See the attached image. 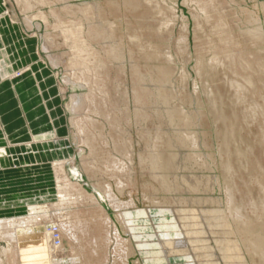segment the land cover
<instances>
[{
	"label": "rangeland",
	"instance_id": "obj_1",
	"mask_svg": "<svg viewBox=\"0 0 264 264\" xmlns=\"http://www.w3.org/2000/svg\"><path fill=\"white\" fill-rule=\"evenodd\" d=\"M4 3L7 10L1 11V17L8 11L20 33L36 39L37 61L47 67L64 94L67 125L61 136L68 159L58 171L59 185L72 183L74 195L87 197L71 208L70 231L61 223L66 211L53 208V218L45 226L59 251L49 256V264H123L128 251V264H160L151 260L157 238L149 235L157 234L155 226L165 216L178 224L179 211L187 217L194 211L206 215L202 219L199 214V221L203 220L207 233L198 235L207 236L206 248L194 255L182 236H176L177 246L184 245L181 253L172 254L164 246V262L187 264L190 259L185 255L191 254V263L200 264L195 256L218 252V241L226 236L219 235L214 223L216 213L220 219L228 214L231 218L224 185L232 189L233 202L242 206L245 216L262 219L251 228L260 226L264 235V208L258 205L264 199V0ZM77 28L88 36L97 60L90 64L87 82L78 77L83 65L76 59L75 39L65 36ZM3 48L7 53V45ZM17 64L10 60L13 70ZM81 124L84 133L78 129ZM193 134L196 145L188 140ZM26 147L32 151L31 143ZM57 157L52 156V175H57L53 168ZM227 163L230 173L225 170ZM54 177L50 199L36 196L28 204L11 202V211L22 214L4 213L0 219L23 217L32 204L57 203ZM108 186L118 199L134 201L123 211L134 216L139 210L146 212L133 219L139 227L136 233L144 236L141 240L123 226L121 209H114L106 197ZM171 187L174 191H169ZM112 221L120 236L114 233ZM40 241L46 243L44 237ZM5 243L0 241L2 246ZM18 251L15 247L9 255L10 264H42L36 251L24 255ZM254 260L259 261L256 256Z\"/></svg>",
	"mask_w": 264,
	"mask_h": 264
},
{
	"label": "bare ground",
	"instance_id": "obj_2",
	"mask_svg": "<svg viewBox=\"0 0 264 264\" xmlns=\"http://www.w3.org/2000/svg\"><path fill=\"white\" fill-rule=\"evenodd\" d=\"M83 33H84V31L82 28H77L75 30V32H70V33H69V31H68V33L66 32L65 36L67 37V40L68 39L71 40V38L75 39L76 45L74 46V48H75L76 59H80L81 65H83L82 66L83 70L81 71L80 76H78V77H80L79 80L87 82L86 73H88L90 71V64L96 62L97 60H95L96 55H94L95 53L92 51V49L90 48V45L88 44V42L86 40V39H88V36H86V38H85ZM89 37L92 38L93 34L92 33H91V35L89 34ZM76 59L72 60V64H71L72 66L76 65ZM101 61L102 60L99 59L98 63L100 62L101 64H103L102 63L103 61L102 62ZM91 71H92V69H91ZM96 74H98V73H96ZM13 76H14V73H13ZM96 76H98V75H96ZM98 88H100V87H98ZM93 89H96V88H93ZM100 93H102L101 90H100ZM105 94L106 93H104L103 95L105 96ZM92 100H93V98L91 99V101ZM77 126H78L79 131L84 133V129H83L82 124L77 125ZM49 137H50L49 134L44 133L42 135V137L37 138L35 140V142L44 143V144L46 143V145H48L49 147H52L56 143V141H54L53 139H51ZM51 140H53V141H51ZM188 140H191V142L194 145L197 144L196 143L197 138H196V135H194V134L189 136ZM83 143L89 145L88 138H84ZM3 155H6V151L3 148H1L0 149V157H3ZM67 159L68 158L65 157V154H63L62 157L58 156L57 158H55L53 160L54 161L53 162V168L55 169V171L57 173V175H53V176H55L54 178L56 180L55 181L56 193H57V197H58L57 203L53 204V202H52L50 204H41V205L32 204L31 206H29L26 215L23 217H17V218H12V219H0V241L6 242L5 243L6 246H2L0 244V264H10L8 257H9V255H11L13 253V250L15 247L17 249H19L18 253L19 254L23 253V255H24V253H27L28 250H30V249L32 251H36L37 254H40L39 260L41 261L43 259L42 264H49L50 263L49 262V256H51V255L53 256L56 252L59 251V249H57L55 246L53 247V244L51 242V231L49 232L45 226L47 224V221L49 222L53 218V215H52L53 212H55L57 210H59V211L65 210L66 211V219H63L61 221V223L63 222L62 224H65L64 227H68L67 229L70 231L71 230V224L70 223L72 220L71 212H70L71 208L75 204V201H76V203H78V202H81L84 198H87L85 194L80 195V196L74 195L76 193H73L74 185L72 183H68L63 187H61L59 185L58 171L63 169L64 160H67ZM153 159H155V160L157 159L159 162L161 161L160 157L158 158L157 154L153 155ZM130 161L131 160H129V162ZM227 164L228 165L225 166V170L229 171V173H230L231 167L229 166V163H227ZM160 165H161V163H160ZM194 180H196V178H194ZM196 182H198V180ZM110 187L111 186H108L107 188H105L106 197L111 203H113L114 209H121V212L119 211L120 212L119 217H121L123 226L125 228L129 229L137 239L144 237L143 235L136 233V231H137V229H139V227L136 226V224H134L133 219H134V217H138L140 215H145L146 212L143 210H139V211H137L139 214L138 215L136 214L134 216L132 212L123 211L124 209L131 207L134 204V201L130 199V201L124 202L121 199H118ZM224 187H225V193H226V206L230 212L231 218L229 217L230 219H227V217L229 215L228 214V215H226L227 217L225 216L226 219L221 218V219H225L226 221L220 222L221 219L219 216H221V215L220 214L217 215L218 213H216V215L214 216V219H216V221L214 223L217 225V228H220V230H221V232L218 231L219 235H220V233H223V235H226V236L223 237L222 240L218 241L219 242L217 245V248L219 249V250L217 249L218 252H216L215 250H213V253L205 251L203 255L202 254L196 255L195 257L197 258L196 259L197 262L200 264H264V235H263V232H261L262 228L260 226H257V229L254 228V230L251 228L255 225L256 221L260 222V221H262V219H259L258 216H256L255 217L256 219L253 220L250 217L245 216V214L242 212V206L235 204L233 202L232 189L229 188L228 186L226 187L225 185H224ZM172 188H174V187H171L169 189V191H171V190L174 191V189H172ZM77 194H82V193L80 191H77ZM108 200H107V202H108ZM180 205H182V204H180ZM258 205L261 206L263 209L264 208V199L259 200ZM252 206L254 209L253 211L255 212L256 211L255 209H257L255 203H252ZM51 208H52V210H51ZM53 208H56L55 211ZM170 211H171V215H173L174 212L171 209L169 210V212ZM177 211H179V210H177ZM104 212H103V214L106 215V213H104ZM178 214H179V216L177 218L179 219V217H180V220H181V221L179 220V222H177L178 224H176V222H174V219L169 220L165 216L163 218V220L161 221V219H160L159 220L160 222L158 224H156V226H155L158 236H157V234L149 235L150 238H155V237L157 238L156 239L157 242H155L153 244V245L157 246V251L151 257L152 261H157L160 264H162V263L167 264L168 263V262H164V261H167V257L164 254V250H163L164 246L169 248V249L171 248V250H169V251L172 254L173 253H175V254L181 253L180 247L184 246V245L177 246L180 244H179L178 240H175L176 236H179V237L182 236V238L185 240V244L191 247L190 250L193 251L194 255H195L197 249L206 248L205 246H206V243L208 241L207 236H205V237L199 236L198 237V235H200V234L203 235V234L207 233V231L204 229L205 227L202 225L203 223H201L203 220L199 221V216L201 214L199 213L200 214L199 215L198 212L194 211L193 212L194 215H192V216L190 215V217H187L185 214H181V211H179L177 214L175 213V215H178ZM202 215H201V218H202ZM101 216H103V215H101ZM203 216L206 217V215H203ZM102 218H104V217H102ZM211 222H212V220H211ZM111 223L112 224H110V225H112L114 233L117 236H120V233H119L120 230L118 231L119 228L114 224L113 221ZM261 223H263V222H261ZM204 224H205V222H204ZM216 225H215V227H216ZM212 227H214V226H212ZM217 228H215L213 230V232H211L212 230L210 229L211 230L210 233H212V235H213V233L217 232V230H218ZM208 231H209V229H208ZM229 235H234L235 238L231 237V239H229ZM23 236L25 239L24 241L21 238ZM42 237H44L46 239L45 244H42L40 241L42 239ZM161 237L162 238L164 237V240H162V243H161ZM136 238H134V239H136ZM137 239L135 240L136 242H137ZM211 239H212V237H211ZM139 243H140V245H143L142 243H145V241H142ZM24 249H26V250L24 251ZM184 250H186V249H184ZM190 250H188V248H187V251L190 252ZM32 251H31V253H32ZM15 252H14V254H15ZM14 254H13V256H14ZM187 255H185L186 258L190 259V260H188L187 264H193V263H191L192 262L191 258H193V257L191 256V254L189 256H187ZM35 256H37V255H35ZM128 256H129V251L123 256V258H124L123 264H128ZM202 256L205 257V259H203V260L200 259ZM254 256L258 257V259H259L258 262H256L254 260ZM26 257H29V255ZM194 260L195 259H193V261Z\"/></svg>",
	"mask_w": 264,
	"mask_h": 264
},
{
	"label": "crops",
	"instance_id": "obj_3",
	"mask_svg": "<svg viewBox=\"0 0 264 264\" xmlns=\"http://www.w3.org/2000/svg\"><path fill=\"white\" fill-rule=\"evenodd\" d=\"M0 2V149L6 151L0 157V216H11L23 212L16 206L17 212L11 211V202L28 204L36 196H43V200L52 196V156L67 153L61 136L67 123L62 108L64 94L47 67L37 61L36 39L22 35L8 11L1 17L7 7L4 0ZM10 60L13 64L18 61L14 70ZM44 133H52L49 138L61 143L53 148L36 144L34 137ZM26 143H31L32 151Z\"/></svg>",
	"mask_w": 264,
	"mask_h": 264
}]
</instances>
